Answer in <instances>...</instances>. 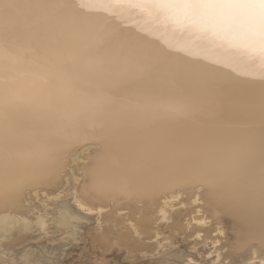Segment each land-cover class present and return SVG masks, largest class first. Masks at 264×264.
Masks as SVG:
<instances>
[{
  "label": "bare ground",
  "instance_id": "6f19581e",
  "mask_svg": "<svg viewBox=\"0 0 264 264\" xmlns=\"http://www.w3.org/2000/svg\"><path fill=\"white\" fill-rule=\"evenodd\" d=\"M259 40L244 16L156 0H0V238L25 229L26 197L57 190L83 156L91 210L198 196L227 223L229 264L262 259ZM64 213L57 225L73 227Z\"/></svg>",
  "mask_w": 264,
  "mask_h": 264
},
{
  "label": "rangeland",
  "instance_id": "374dc122",
  "mask_svg": "<svg viewBox=\"0 0 264 264\" xmlns=\"http://www.w3.org/2000/svg\"><path fill=\"white\" fill-rule=\"evenodd\" d=\"M81 158L67 166L54 193L26 197L18 215L25 229L0 238V264H229L220 246L227 223L203 213L198 196L170 195L164 205L161 199L147 207L131 202L119 208L112 201L91 210L78 193ZM62 213L75 218L73 227L57 225ZM253 256L262 259L248 264H264V253Z\"/></svg>",
  "mask_w": 264,
  "mask_h": 264
},
{
  "label": "snow or ice",
  "instance_id": "6c2138e0",
  "mask_svg": "<svg viewBox=\"0 0 264 264\" xmlns=\"http://www.w3.org/2000/svg\"><path fill=\"white\" fill-rule=\"evenodd\" d=\"M163 7L199 17L244 16L259 35L264 50V0H156Z\"/></svg>",
  "mask_w": 264,
  "mask_h": 264
}]
</instances>
